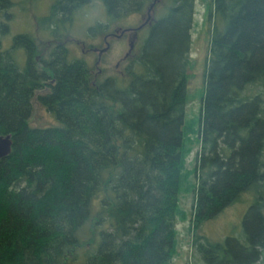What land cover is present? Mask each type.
Listing matches in <instances>:
<instances>
[{
  "label": "trees",
  "instance_id": "trees-1",
  "mask_svg": "<svg viewBox=\"0 0 264 264\" xmlns=\"http://www.w3.org/2000/svg\"><path fill=\"white\" fill-rule=\"evenodd\" d=\"M90 1L52 0L39 24L55 35ZM148 1L101 0L112 21ZM11 6L0 0V134L12 139L0 160V264H169L189 173L183 125L194 0H170L125 77L99 83L83 58H70L66 40L43 55L19 33L3 48ZM208 15L186 264H256L264 254V0H211ZM35 95L56 125L29 124ZM248 190L244 240L197 234Z\"/></svg>",
  "mask_w": 264,
  "mask_h": 264
},
{
  "label": "rangeland",
  "instance_id": "rangeland-1",
  "mask_svg": "<svg viewBox=\"0 0 264 264\" xmlns=\"http://www.w3.org/2000/svg\"><path fill=\"white\" fill-rule=\"evenodd\" d=\"M211 0H194L193 25L190 31L189 45V67L187 70L188 83L186 92V102L184 109L183 132L184 144L190 147V151L185 156V168L189 171L188 177L183 182V189L178 195V209L180 214L176 220V252L169 264H186L192 262V209H193V185L196 182L193 169L196 168V151L199 148L198 127L200 109L206 86V67L209 50L210 35L212 31V18H209L208 8ZM12 6L9 8L10 28L8 34L3 37L2 47L8 48L11 44L12 36L19 33H29L35 40L37 49L43 55L56 44L55 41L66 40L68 54L71 59L83 58L89 66L92 74L96 72L95 62L98 59L97 51L84 50L91 47H103V35L112 27L121 28L133 27L141 22L140 13H130L120 17L108 29L95 28L96 23H106L108 15L101 0H91L83 4L71 16V22L64 26V29H58L55 35H51L49 30L40 26L39 20L47 14L52 0H11ZM170 0H160L155 5L154 16L159 17ZM146 10V9H145ZM145 10L143 12H145ZM128 34L119 38H112L110 48L105 52L98 68L102 69L101 75L97 77V82H101L106 76H114L118 79L125 77L126 70L129 67L131 58L138 51L142 39L146 35L145 30H140L138 40L134 45L131 56L122 59L128 50ZM56 36V37H55ZM19 63H23L24 54L22 51H16ZM120 63L116 67V63ZM42 69V67L40 66ZM138 69V67H136ZM136 70V69H135ZM140 71V69H138ZM136 70V71H138ZM118 76V77H117ZM28 122L31 126H49L56 125L54 116L42 106L36 95L32 99V110ZM252 191H243L234 202L226 206L214 218L207 220L198 229L197 234L212 241H221L226 236H234L240 241L244 240L243 218L253 201ZM256 264H264V254Z\"/></svg>",
  "mask_w": 264,
  "mask_h": 264
},
{
  "label": "water",
  "instance_id": "water-1",
  "mask_svg": "<svg viewBox=\"0 0 264 264\" xmlns=\"http://www.w3.org/2000/svg\"><path fill=\"white\" fill-rule=\"evenodd\" d=\"M160 0H151L149 4L146 7V10L144 12L145 18H141V22L133 27H125L121 28L117 26V28L114 29L115 35L113 36H122L124 33H127L128 37V50L122 57V59L127 58L128 56H131L132 50L134 48L135 43L137 42V32L142 28V26L145 23H151L152 21L155 20L154 18V11H155V5L159 2ZM112 35V34H111ZM108 43L102 48H94V51H97V56L98 59L95 62V67L97 68V71H100L98 68V63L100 62L102 54L108 49ZM99 69V70H98ZM95 80H93V83ZM11 146H12V139H11V134H0V160L4 157H6L10 152H11Z\"/></svg>",
  "mask_w": 264,
  "mask_h": 264
},
{
  "label": "flooded vegetation",
  "instance_id": "flooded-vegetation-1",
  "mask_svg": "<svg viewBox=\"0 0 264 264\" xmlns=\"http://www.w3.org/2000/svg\"><path fill=\"white\" fill-rule=\"evenodd\" d=\"M151 0H149L148 1V4H149V2H150ZM140 16H141V18H145V15H144V12H141L140 13ZM154 18L156 19V17L154 16ZM116 19H113V22L115 21ZM142 20V19H141ZM109 21H111V19L110 18H108V21L105 23V25H104V27H103V29H108L109 28V26L111 25V22H109ZM155 21V20H154ZM154 21H152L151 23H145L143 26H142V28L140 29V30H145L148 26H150ZM115 28H117V26L115 27H112V29L111 30H108V31H106L105 33H104V35H103V37H102V39H103V44H104V46L105 45H107V43H108V49L105 51V52H107L108 50H109V48H110V42H111V40H112V38H119L118 36H113V35H115V34H113L114 33V29ZM140 30H138V32H137V40H138V33H139V31ZM112 34V35H111ZM125 34V33H124ZM123 34V35H124ZM127 34V33H126ZM122 35V36H123ZM55 42H57V41H55ZM103 46V47H104ZM94 48H97V47H89V48H87V49H85V47H84V44L82 45V51H84V50H92V51H94ZM100 48H102V47H100ZM95 52V51H94ZM104 52V53H105ZM103 53V54H104ZM102 54V55H103ZM39 56V55H38ZM38 56H37V58H38ZM102 57V56H101ZM120 62L119 61H117V63H116V67L118 66V64H119ZM95 69H96V72H94L93 74H92V72H91V75H92V78H93V80H95V82H96V80H97V77L99 76V75H101V73H102V69H100V71H97V68L95 67ZM99 70V69H98ZM111 76H106L104 79H109ZM103 79V80H104Z\"/></svg>",
  "mask_w": 264,
  "mask_h": 264
}]
</instances>
